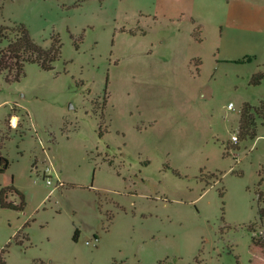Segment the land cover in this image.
<instances>
[{"label": "rangeland", "instance_id": "1", "mask_svg": "<svg viewBox=\"0 0 264 264\" xmlns=\"http://www.w3.org/2000/svg\"><path fill=\"white\" fill-rule=\"evenodd\" d=\"M151 5L5 0L0 25L62 44L52 71L0 75V190L25 202L0 206L7 264H264V124L230 148L243 104L264 100V57L218 63L214 36L197 25L187 43Z\"/></svg>", "mask_w": 264, "mask_h": 264}, {"label": "crops", "instance_id": "2", "mask_svg": "<svg viewBox=\"0 0 264 264\" xmlns=\"http://www.w3.org/2000/svg\"><path fill=\"white\" fill-rule=\"evenodd\" d=\"M144 12L156 24L171 29V34L175 31L189 38L187 43L201 41V37H193L195 27L200 26L215 38L218 63L264 57V0H152ZM190 58L200 64L198 55Z\"/></svg>", "mask_w": 264, "mask_h": 264}, {"label": "trees", "instance_id": "3", "mask_svg": "<svg viewBox=\"0 0 264 264\" xmlns=\"http://www.w3.org/2000/svg\"><path fill=\"white\" fill-rule=\"evenodd\" d=\"M5 0H0V13L3 9ZM200 31V26L198 28ZM133 34V32L130 31ZM52 43L49 49L38 45L29 35L23 24L15 25L13 28L0 25V44L5 43V47L0 49V75L6 74L7 78L12 76L11 81L19 80L24 75V67L27 63L38 65L41 69L52 71L55 61L60 57L61 42L57 35L51 37ZM199 65V63H198ZM264 80V72L258 71L252 75L251 83L259 84ZM257 120L264 124V100H261L259 106L254 107L247 103L243 104L239 118V132L237 142L233 143L230 148H237L240 139L252 138L257 128ZM36 162V161H35ZM35 162L33 165H35ZM8 160L0 157V172H4L8 167ZM11 190L20 197V202L16 203L8 199L7 191ZM259 201H262V192L258 195ZM24 196L14 186H7L0 190V206L15 211H22L24 207ZM100 210V207L98 205ZM260 218H264V208L258 210ZM26 226V225H25ZM24 227V226H23ZM20 232V231H19ZM18 232V233H19ZM15 235L14 240L16 243ZM79 230L75 229L73 240L77 241ZM9 244L0 251V264H7L6 252ZM252 247L258 251L264 250V233L252 240Z\"/></svg>", "mask_w": 264, "mask_h": 264}, {"label": "built area", "instance_id": "4", "mask_svg": "<svg viewBox=\"0 0 264 264\" xmlns=\"http://www.w3.org/2000/svg\"><path fill=\"white\" fill-rule=\"evenodd\" d=\"M227 109H229V110H233V109H235V107H234V105L232 104V103H229L228 104V106H227ZM231 140L235 143V142H237V136L236 135H232L231 136ZM51 171H54V167H53V163L50 161L49 162V165L44 169V171H43V174H44V176L46 177V184L47 185H52L53 183H52V181H51V174H50V172ZM50 175H49V174ZM62 186V183L61 182H58L57 181V184H55V186L53 187V189L54 188H57V187H61Z\"/></svg>", "mask_w": 264, "mask_h": 264}, {"label": "bare ground", "instance_id": "5", "mask_svg": "<svg viewBox=\"0 0 264 264\" xmlns=\"http://www.w3.org/2000/svg\"><path fill=\"white\" fill-rule=\"evenodd\" d=\"M12 124H13V125L16 124V119H15V118H13V120H12Z\"/></svg>", "mask_w": 264, "mask_h": 264}]
</instances>
